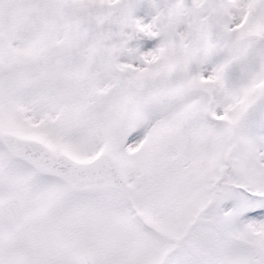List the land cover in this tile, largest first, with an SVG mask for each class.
Listing matches in <instances>:
<instances>
[{"label": "snow or ice", "instance_id": "obj_1", "mask_svg": "<svg viewBox=\"0 0 264 264\" xmlns=\"http://www.w3.org/2000/svg\"><path fill=\"white\" fill-rule=\"evenodd\" d=\"M0 264H264V0H0Z\"/></svg>", "mask_w": 264, "mask_h": 264}]
</instances>
